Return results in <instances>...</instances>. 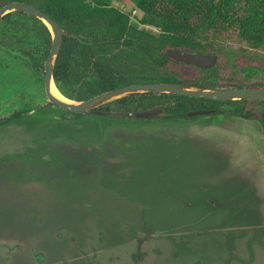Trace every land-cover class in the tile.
<instances>
[{"label":"rangeland","instance_id":"obj_1","mask_svg":"<svg viewBox=\"0 0 264 264\" xmlns=\"http://www.w3.org/2000/svg\"><path fill=\"white\" fill-rule=\"evenodd\" d=\"M123 12L158 34L127 2ZM5 59L22 81L25 61ZM44 103L0 127V264H264L257 122L67 120Z\"/></svg>","mask_w":264,"mask_h":264},{"label":"trees","instance_id":"obj_2","mask_svg":"<svg viewBox=\"0 0 264 264\" xmlns=\"http://www.w3.org/2000/svg\"><path fill=\"white\" fill-rule=\"evenodd\" d=\"M115 1L0 0V8L11 2L27 3L48 15L63 29L62 46L54 65L53 77L65 93V87L72 92L74 86L72 96L76 99L135 80L203 81L207 76L203 70L169 61L164 53L171 50L222 55L234 49L236 55L245 54L240 58L241 62H246V54H249L254 57L253 63L264 68V2L119 0L116 6L112 4ZM125 2L139 11V24L156 29L157 36L140 32L129 25V16L123 12ZM41 26V38L47 52L50 34ZM121 45L132 51L125 53L119 49ZM114 50L118 53H114ZM143 58H148L149 62ZM79 82L82 87L76 89L75 85ZM178 99L183 100V103H178L177 110L178 116H182L189 104L194 103L189 98ZM154 100L155 97L131 98L120 101L119 105L137 103L141 107H150ZM234 103L236 106L228 116L256 119L264 127V116H254L246 103Z\"/></svg>","mask_w":264,"mask_h":264},{"label":"flooded vegetation","instance_id":"obj_3","mask_svg":"<svg viewBox=\"0 0 264 264\" xmlns=\"http://www.w3.org/2000/svg\"><path fill=\"white\" fill-rule=\"evenodd\" d=\"M14 13H9L8 17L3 16L0 20V37L2 38H13L11 41L9 39L3 40L0 43V127L10 126L11 123L21 121L25 119L28 115L33 113L36 109L41 108L34 105L38 97H42L44 100V107L46 108H55L60 111L61 117L67 120H77L82 117H92L94 119H98V121L103 118H119L122 120H130L135 122H152L157 120H178V121H187L191 119H199L203 117H237L240 119H244L246 121H254L257 122L264 131V127L260 124V122L256 119H247L240 116H228L234 108V102L246 103V106L251 109L252 114L254 116L260 115L264 116V102L256 101V100H241V101H222V100H211L206 98H194V97H186L179 95H171V94H141L135 96H127L120 99L113 100L111 102L102 104L96 108H94L91 112L80 114L73 113L68 110L63 109L62 107L52 104L47 100L45 83H44V62L49 54L51 38L49 35V45L47 47V52L45 51V46L42 42L41 38V30L42 24L35 18L29 16L28 19H25V14L15 13L16 17H12ZM25 22H29L26 24ZM134 29L150 34L155 35L151 32L138 29L129 23ZM141 25V24H140ZM144 26V25H142ZM148 27V26H147ZM63 30V29H62ZM23 32V37L16 36ZM28 32V33H26ZM48 33V31H46ZM158 35V34H157ZM156 35V36H157ZM28 36L30 42L28 41ZM64 36V35H63ZM63 38V37H62ZM62 46V45H61ZM61 49V48H60ZM120 50L128 53L132 51L130 48L121 45L119 47ZM60 52V51H59ZM114 53H118L116 50ZM167 52V51H166ZM166 52L164 56L166 57ZM59 54V53H58ZM211 54V53H208ZM18 57L25 61L24 66V76L22 81L18 77H16V73L11 71L10 69V61L6 60V56ZM140 55V54H139ZM216 57V62L213 66L208 68H201L198 66H194L191 64H180V65H189L193 67H197L207 75L203 81L198 83H184V84H194L199 88H204L206 90L211 91H229V90H237V89H255L260 88L264 89V68L253 63L252 60L250 64H246V62H241L238 58L236 61H232V59H227L226 53L222 55L212 54ZM247 55V54H246ZM45 56V57H44ZM225 56V57H224ZM167 58V57H166ZM149 62L148 58H143ZM168 59V58H167ZM247 59V56H246ZM169 60V59H168ZM171 61V60H169ZM172 62V61H171ZM80 64V60L77 61ZM175 63V62H173ZM230 64H237L229 65ZM217 64L219 66H217ZM250 67H246V66ZM28 75L26 74V72ZM236 70L242 71V75H238ZM54 71V68H53ZM259 74L263 78L257 81H251L249 74ZM86 74H89L88 72ZM32 77V79H30ZM53 86L59 92V94L66 100L70 102H82L88 99L94 98L101 94H104L109 91H113L115 89H120L123 87L133 86V85H143V84H155V83H181V82H142V81H133L126 85L116 87L89 97L76 99L72 95L74 93V86L70 89L65 87V92L60 89L59 84L54 80L53 72H52ZM88 80V77L84 78ZM42 90V95L37 94V89ZM82 87V83L79 82L75 85L76 89ZM39 95V96H37ZM140 97H155L154 104L150 107H141L136 104H125L119 105V102L126 99H136L138 100ZM178 97H184L191 99V102L194 104H189V108L184 111L182 116H178V103H183V100L178 99ZM201 101V102H200ZM33 104L34 108H31ZM10 107H14L10 109ZM107 108V109H106ZM152 109H161L163 111L162 116H156L148 119H139L134 117H124L117 114L120 113H139ZM188 112H199L192 117H187L186 114ZM206 112V113H204Z\"/></svg>","mask_w":264,"mask_h":264},{"label":"water","instance_id":"obj_4","mask_svg":"<svg viewBox=\"0 0 264 264\" xmlns=\"http://www.w3.org/2000/svg\"><path fill=\"white\" fill-rule=\"evenodd\" d=\"M9 13H23L27 16H31L37 19L48 30L51 38V45L49 54L43 66L47 100L50 103L56 104L70 112L80 114L88 113L91 112L94 108L113 100L141 94H171L222 101L256 100L264 102V89L260 88H243L229 91H211L204 88H199L194 84L184 83H155L133 85L115 89L86 101L77 103L61 100L52 95L51 87L53 85L52 72L62 45V37L64 35V31L52 18L27 3L11 2L5 4L0 8V20L3 16ZM166 57L175 63L191 64L201 68L211 67L216 62V57L214 55L194 51L178 52L171 50L166 52ZM196 114H199V112H188L186 116L190 118ZM117 115L124 116L126 118L134 117L139 119H148L156 116H162L163 111L161 109H152L139 113H120Z\"/></svg>","mask_w":264,"mask_h":264},{"label":"bare ground","instance_id":"obj_5","mask_svg":"<svg viewBox=\"0 0 264 264\" xmlns=\"http://www.w3.org/2000/svg\"><path fill=\"white\" fill-rule=\"evenodd\" d=\"M51 93L52 95H54L55 97L61 99V100H65L60 94L59 92L56 90V88L52 85L51 87Z\"/></svg>","mask_w":264,"mask_h":264}]
</instances>
